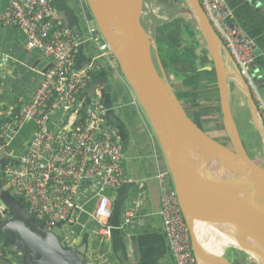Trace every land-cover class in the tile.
I'll use <instances>...</instances> for the list:
<instances>
[{
  "label": "water",
  "instance_id": "95a60500",
  "mask_svg": "<svg viewBox=\"0 0 264 264\" xmlns=\"http://www.w3.org/2000/svg\"><path fill=\"white\" fill-rule=\"evenodd\" d=\"M185 2L197 21L198 30L211 59V65L203 69L214 71L222 126L229 145L217 141L203 131L175 96L158 59L155 43L152 45L143 24L144 0H86L87 7L103 39L109 45L122 76L154 132L167 166L166 176L171 180L189 229L197 262L258 264L244 246L227 240L223 232L235 234L238 229L258 243L251 246L255 251L264 253V164L258 163L247 153L233 119L229 70L225 60L229 57L228 53L219 42L198 0ZM250 3L257 4L259 1L250 0ZM108 25L113 27V31ZM82 48L83 45L75 69H81L91 63ZM93 65L98 70L101 69L98 62H93ZM252 73L264 98V77L255 64L252 65ZM99 86L106 94L107 117L104 124L122 126L121 118L112 103V86L108 75L90 82L80 112H84L85 105L95 95ZM241 88L251 99L243 85ZM252 109L255 123L264 136L253 101ZM1 122L0 118V125ZM193 143L201 145L203 150L213 153L223 161L226 169L219 178L211 177L191 165L188 155ZM2 146L0 139V163L9 159ZM24 151L25 148L21 150L19 157L23 156ZM240 176L260 190L263 200L260 202V205H263L261 210L239 202L231 195L233 183L239 182ZM0 203L3 208L0 212V264H98L87 258L86 239H82L78 245H68L66 240L61 239V224L48 229L32 217L15 196L5 175L0 177ZM34 219L41 227L36 226L38 223ZM146 220H149V217H133L122 229H118L119 224L115 225L114 229L119 230L122 240L116 243L115 264H130L138 258V237L147 226L143 225ZM207 234L210 235L209 241L213 243L210 244L204 239ZM216 238L223 239V243H215ZM225 249L230 251L224 252Z\"/></svg>",
  "mask_w": 264,
  "mask_h": 264
},
{
  "label": "built area",
  "instance_id": "2783aa9c",
  "mask_svg": "<svg viewBox=\"0 0 264 264\" xmlns=\"http://www.w3.org/2000/svg\"><path fill=\"white\" fill-rule=\"evenodd\" d=\"M198 2L228 53L226 62H233L240 85L248 91L264 130V98L252 73L255 39L232 23L233 12L226 0ZM0 23L21 30L28 51L39 50L50 58L47 68L39 72L40 80L31 97L17 111L0 109L3 148L7 149L25 123L35 126L23 156L6 168L8 185L32 217L48 229L61 224L62 233L65 224L80 225L85 210L79 197L90 181L101 193L92 217L103 233L110 236L111 199L103 191L117 189L125 181L124 142L117 127L104 124L107 108L101 86L85 105L84 112H80L84 101L80 97L95 72L93 62L103 58L109 62L113 58L109 45L97 26H87L88 39L97 46L98 55L88 66L75 69L78 40L62 26L53 0H7L0 11ZM59 110L65 111V116L54 131L50 130L47 124L50 116ZM159 179V216L173 262L197 264L189 229L171 182L166 175H159ZM136 213L135 207L126 209L119 228H124Z\"/></svg>",
  "mask_w": 264,
  "mask_h": 264
},
{
  "label": "crops",
  "instance_id": "0c3cea01",
  "mask_svg": "<svg viewBox=\"0 0 264 264\" xmlns=\"http://www.w3.org/2000/svg\"><path fill=\"white\" fill-rule=\"evenodd\" d=\"M258 1L259 3L252 4L250 0H226L233 12L232 23L245 30L256 41V60L254 64L264 77V0ZM6 2L7 0H0V11L6 6ZM53 2L59 13L62 26L69 29L77 37L78 46L74 65H78L77 60L82 45L83 53L87 58L93 60L98 55V50L97 46L88 39L87 26L97 25L87 7L86 0H53ZM84 26L86 32L84 31ZM3 58H6V60L4 64L0 65L1 89L5 88V81L10 79L16 80L19 83L29 82L30 84H27V87H31L30 90L26 91L27 87H25L17 102L27 101L38 85L40 80L39 72L47 68L50 58L45 57L39 50L28 51L25 47V36L22 31L0 23V64ZM98 61L101 67L107 70V75L112 86L111 99L114 107H116V92L110 78L111 74L107 68H110L118 78L123 80L118 64L114 58L109 62H105V64L100 59ZM98 61L95 60L94 62ZM113 61H115V64ZM88 65H84L83 67ZM227 65L233 119L240 137L244 138L247 142L248 152L251 157L258 163L264 164V136L260 133L255 123L252 112V101L243 92L239 77L229 60ZM123 86L127 89L130 103L137 105L128 84L124 83ZM23 95L27 96V100L23 98ZM18 103L1 109L12 112L17 111L14 109H18L21 106ZM115 110L121 118L122 126L119 127L124 134L125 181L119 188L113 189L110 196L112 209L110 224L114 226L113 230L110 236L104 234L100 229V224L92 217L101 193H99L98 187L94 186V195L87 197V188L91 186L89 181L87 188L83 189L79 197V203L85 210V213L81 215L80 225L66 228L65 234L68 236V233L73 231L71 237H74V239L64 240L67 241L68 245H78L82 239H86V251L89 261L92 263L97 262L98 264H115L114 258L116 256L114 252H116V243L122 242L121 235L118 233L119 230L114 229L115 225L121 223L126 209L135 207L137 209L135 217L140 219L141 216H145L149 217V220L143 222V225L147 226L144 231L140 232L138 237V258L130 264H174L159 216L161 206V180L159 179V175H166L167 172L162 152L142 109V113H139L140 125L138 127L130 122L131 116L124 115L117 107ZM135 133L137 134L134 135ZM140 136L144 141L143 147ZM9 144L10 142L8 146ZM89 205L93 206L91 211L87 210V206ZM139 210H141L140 213ZM61 239H63L62 236ZM229 251L228 249L224 250V252Z\"/></svg>",
  "mask_w": 264,
  "mask_h": 264
},
{
  "label": "trees",
  "instance_id": "16d2710c",
  "mask_svg": "<svg viewBox=\"0 0 264 264\" xmlns=\"http://www.w3.org/2000/svg\"><path fill=\"white\" fill-rule=\"evenodd\" d=\"M177 1L181 3L184 9H187L184 3L185 0ZM154 32L153 39L158 59L170 81L175 96L187 114L206 133L208 132L204 128V124H207L210 117H215L212 121L213 128L223 133L216 77L213 70L203 69L211 65V59L203 40L201 41L199 31L185 18L177 16L169 21H162L157 24ZM98 63L100 64L99 61ZM103 75H107V70L103 67L98 70L95 67L91 81ZM171 78L175 80L171 81ZM85 91L80 97L81 100L85 99ZM100 93L105 103L106 94L103 88ZM14 110H17V108ZM117 129L124 142L123 131L119 126ZM223 136L213 138L229 145L228 137ZM1 143L3 144L2 140Z\"/></svg>",
  "mask_w": 264,
  "mask_h": 264
},
{
  "label": "rangeland",
  "instance_id": "374dc122",
  "mask_svg": "<svg viewBox=\"0 0 264 264\" xmlns=\"http://www.w3.org/2000/svg\"><path fill=\"white\" fill-rule=\"evenodd\" d=\"M184 1V0H183ZM187 9H184L181 6V3L178 2L177 0H144V16H143V24L144 27L146 28L151 41H152V45H154V29L155 26L159 23H161L162 21H169L174 17H183L185 18L187 21H189L192 26L194 28H196V30H198V24L196 19L194 18L192 11L189 9L187 3L184 1ZM93 23V22H91ZM84 31L86 32L85 26H84ZM199 31V30H198ZM200 33V32H199ZM202 39V37H201ZM100 61L105 64L106 59H100ZM115 64V61H113ZM110 75V78L113 82L114 88H115V105L117 108H119L120 111H122V113L124 115H128L131 116L130 118V122L133 123L135 126H139L140 125V115L139 113L141 112V108L138 107V102L136 100V104L138 105H133L130 103V98L128 97L127 94V89L124 88L123 84L127 83L125 78L123 77V80L118 78V76L116 74H114L112 72V70L110 68H107ZM175 80L174 78H171V81ZM170 82V81H169ZM27 84H30L29 82L27 83H19L16 80L10 79L5 81V88L0 87V109L1 108H6V107H11L12 105H14V103H18V98L20 96V94L22 93L23 89L25 87H27ZM31 87H27V90H30ZM3 90V92H2ZM117 90V91H116ZM23 98L25 100H27V96L23 95ZM21 101V100H20ZM18 104H22V102H19ZM115 107V108H116ZM140 108V109H139ZM143 115V114H142ZM65 116V111L63 110H59L57 113L53 114L52 116H50V120L48 121V127L50 130H55L56 127L58 126L59 122L61 121V119ZM144 116V115H143ZM215 117H210L209 121L207 122V124H204V128L206 129V131L208 132V134L212 137H224L223 135H225V133L223 132H218L213 128V119ZM198 121V120H197ZM200 123V122H199ZM203 125V124H202ZM35 126L33 123H25L19 130L18 134L13 138V140L10 141L9 146L7 147V156L10 159H17L19 158V152H21V150L27 145L30 137L32 136L33 132H34ZM224 131V130H223ZM137 133H135L134 135H136ZM144 137V136H143ZM242 138V137H241ZM140 139L142 141L143 145H144V141L143 138L140 136ZM243 141V145L245 147V149L248 152V145L247 142L244 138H242ZM250 155V154H249ZM251 156V155H250ZM169 180L170 178L167 177ZM171 182V180H170ZM172 185V184H171ZM95 185H91L88 186L87 188V197H90L92 195H94V190H95ZM113 192V189L111 188H106L105 189V194H107L110 198V196L112 195L111 193ZM111 199V198H110ZM1 204V203H0ZM91 205L87 206V210L91 211L92 210ZM0 212L1 211V205H0ZM35 220V219H34ZM36 221V220H35ZM85 221V219H84ZM37 222V221H36ZM86 222V221H85ZM38 224H36L37 227H41V224L39 222H37ZM87 224V222H86ZM35 228V227H34ZM66 228H70L68 227L67 224L62 226V233L61 236L63 239H67V240H71L72 238L74 239V237H71V233H68V236L65 234V229ZM121 229V228H119ZM87 232V230H86ZM204 239L208 242H210L211 244V240L210 239V235L207 234ZM213 243V242H212ZM215 243H219L222 244L223 243V239H215ZM245 246H247V249H251L250 245L248 243H246L245 241L242 242ZM251 255V254H250ZM253 257V256H252ZM255 258V256H254ZM248 259L252 262L251 258L248 257Z\"/></svg>",
  "mask_w": 264,
  "mask_h": 264
},
{
  "label": "bare ground",
  "instance_id": "6f19581e",
  "mask_svg": "<svg viewBox=\"0 0 264 264\" xmlns=\"http://www.w3.org/2000/svg\"><path fill=\"white\" fill-rule=\"evenodd\" d=\"M108 27L111 29V31H113V27H110L109 25ZM191 146L192 147L188 155V160L191 162V165L202 172L204 171L211 177L219 178L222 171L226 169L223 161H220L213 153H208L203 150L204 148L197 143H193ZM204 156L205 159H203ZM240 179L241 180L239 182L233 183L232 189L230 191L233 198L239 202H244L257 210H261L263 205H260V202L263 200L261 198L260 190L256 188L249 180L241 178V176ZM236 231L237 232H235V234L233 232H223V234L227 240L233 242L236 245L244 246L253 257L255 256L258 264H264V253L260 254L251 247L255 246V243L257 242L238 229H236ZM243 241L248 243L252 249H247V246L242 243Z\"/></svg>",
  "mask_w": 264,
  "mask_h": 264
},
{
  "label": "flooded vegetation",
  "instance_id": "af4514ba",
  "mask_svg": "<svg viewBox=\"0 0 264 264\" xmlns=\"http://www.w3.org/2000/svg\"><path fill=\"white\" fill-rule=\"evenodd\" d=\"M102 77V76H101ZM93 81V80H92ZM7 154V149L3 148ZM24 149V148H23ZM20 153V152H19ZM19 155V154H18ZM15 159H4L1 163H0V177L3 175H6V168L8 167V165H10ZM6 178V177H5Z\"/></svg>",
  "mask_w": 264,
  "mask_h": 264
}]
</instances>
